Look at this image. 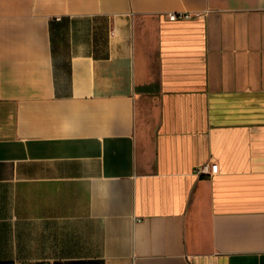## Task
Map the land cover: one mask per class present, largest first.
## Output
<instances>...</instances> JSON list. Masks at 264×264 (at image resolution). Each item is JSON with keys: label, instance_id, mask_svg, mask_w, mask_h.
<instances>
[{"label": "crops", "instance_id": "obj_1", "mask_svg": "<svg viewBox=\"0 0 264 264\" xmlns=\"http://www.w3.org/2000/svg\"><path fill=\"white\" fill-rule=\"evenodd\" d=\"M0 264H264V0H0Z\"/></svg>", "mask_w": 264, "mask_h": 264}, {"label": "built area", "instance_id": "obj_2", "mask_svg": "<svg viewBox=\"0 0 264 264\" xmlns=\"http://www.w3.org/2000/svg\"><path fill=\"white\" fill-rule=\"evenodd\" d=\"M170 20H177V19H187L193 16L191 12L187 11H172L167 14ZM219 164L218 163H205L198 168H196V172L198 174H214L218 172Z\"/></svg>", "mask_w": 264, "mask_h": 264}]
</instances>
